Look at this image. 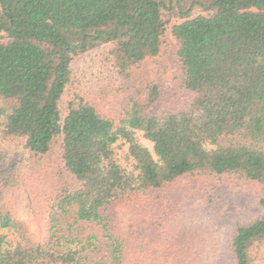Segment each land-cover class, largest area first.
I'll return each mask as SVG.
<instances>
[{"label": "trees", "instance_id": "obj_1", "mask_svg": "<svg viewBox=\"0 0 264 264\" xmlns=\"http://www.w3.org/2000/svg\"><path fill=\"white\" fill-rule=\"evenodd\" d=\"M168 32L178 68L165 102L133 72ZM99 50L109 84L69 93L64 116L73 63ZM16 140L26 158L0 173V264H172L158 194L223 176L264 191V0H0V167ZM82 223L103 230L109 262L90 258ZM231 249L233 264H264V215L237 226Z\"/></svg>", "mask_w": 264, "mask_h": 264}, {"label": "rangeland", "instance_id": "obj_2", "mask_svg": "<svg viewBox=\"0 0 264 264\" xmlns=\"http://www.w3.org/2000/svg\"><path fill=\"white\" fill-rule=\"evenodd\" d=\"M104 50L95 51L78 58L72 65L73 81L65 94L61 109L67 113L69 93L75 89L81 94L94 93L106 87L110 76L103 60ZM177 42L168 32L164 38L161 54L145 62L133 72L135 89L145 91L152 82H157L163 93L165 102L177 86ZM100 91V90H99ZM98 92V91H97ZM96 92V93H97ZM160 105L155 106L158 111ZM140 144L151 152L154 145L137 133ZM7 160L0 167V173L11 169L15 164H22L26 158L23 142L13 141L5 145ZM264 149V143L259 144ZM61 142L54 143L52 159L58 161ZM128 146L118 144L121 162L126 165L124 156ZM163 208L169 209L168 224L162 237V250H170L172 264L190 262L191 264H233L232 240L237 226L249 225L264 215L260 200L264 197L262 187L252 181L240 180L236 177H203L177 182L166 191L158 194ZM33 229L37 222L28 218ZM67 221L63 229H66ZM85 238H93L95 249L89 256L94 261L109 262L108 242L103 230L94 223L78 225ZM163 228L162 230H164ZM8 234L7 231H3ZM155 235V233H153ZM13 239L12 236H10Z\"/></svg>", "mask_w": 264, "mask_h": 264}]
</instances>
